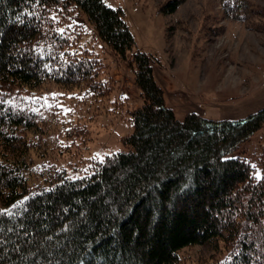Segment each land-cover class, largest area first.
<instances>
[{
  "label": "trees",
  "instance_id": "trees-1",
  "mask_svg": "<svg viewBox=\"0 0 264 264\" xmlns=\"http://www.w3.org/2000/svg\"><path fill=\"white\" fill-rule=\"evenodd\" d=\"M184 2L159 10L173 14ZM218 4L225 19L240 18L237 0ZM74 9L127 59L133 36L122 10L103 0H0V264H182L180 251L201 245L226 249L212 264H264V174L235 154L264 124V108L178 121L149 54L128 61L142 104L130 114L126 149L76 178L53 165L37 170L27 91L50 83L107 96L100 63L57 28L56 16Z\"/></svg>",
  "mask_w": 264,
  "mask_h": 264
},
{
  "label": "rangeland",
  "instance_id": "rangeland-1",
  "mask_svg": "<svg viewBox=\"0 0 264 264\" xmlns=\"http://www.w3.org/2000/svg\"><path fill=\"white\" fill-rule=\"evenodd\" d=\"M103 1L122 10L134 47L123 60L99 40L83 13L74 9L56 16L58 30L71 39L75 51L100 63L98 78L105 82L107 96L50 83L27 91L25 99L36 114L39 131L29 136L37 139V170L54 166L76 178L95 160L126 149L123 138L132 132L130 114L142 104L134 67L128 64L137 50L155 59L154 78L178 121L187 113L233 120L264 108L233 119L222 116L227 105L253 97L263 85L264 0H237L243 9L234 21L224 18L218 0H185L167 15L159 10L167 0ZM237 153L255 174H264V124ZM222 246L218 251L210 245L189 247L179 258L182 264H212L226 256Z\"/></svg>",
  "mask_w": 264,
  "mask_h": 264
},
{
  "label": "crops",
  "instance_id": "crops-1",
  "mask_svg": "<svg viewBox=\"0 0 264 264\" xmlns=\"http://www.w3.org/2000/svg\"><path fill=\"white\" fill-rule=\"evenodd\" d=\"M255 91L256 93L253 95V97L249 98L250 100L248 98L242 99L237 102L236 106L227 105L226 112H222V116L224 118L233 119L245 115L246 113H249L258 108L264 107V82L263 85L255 89Z\"/></svg>",
  "mask_w": 264,
  "mask_h": 264
}]
</instances>
